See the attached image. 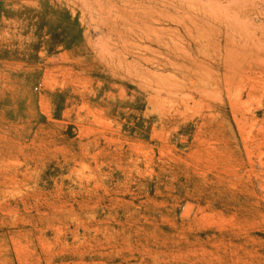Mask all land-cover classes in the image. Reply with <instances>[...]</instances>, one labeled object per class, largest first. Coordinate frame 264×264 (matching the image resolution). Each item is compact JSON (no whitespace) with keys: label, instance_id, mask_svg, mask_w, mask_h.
<instances>
[{"label":"rangeland","instance_id":"obj_1","mask_svg":"<svg viewBox=\"0 0 264 264\" xmlns=\"http://www.w3.org/2000/svg\"><path fill=\"white\" fill-rule=\"evenodd\" d=\"M263 95L264 0H0V264H264Z\"/></svg>","mask_w":264,"mask_h":264},{"label":"bare ground","instance_id":"obj_2","mask_svg":"<svg viewBox=\"0 0 264 264\" xmlns=\"http://www.w3.org/2000/svg\"><path fill=\"white\" fill-rule=\"evenodd\" d=\"M144 11V10H143ZM152 12V11H151ZM99 13V12H98ZM94 17V16H93ZM137 18H139V17H137ZM156 20V19H155ZM157 21H159L158 20V17H157V20H156V22ZM166 21V20H165ZM96 22V21H95ZM164 24V22L163 21H160L159 22V24L158 25H163ZM144 25L149 29V30H151L152 31V33L153 34H155L156 36H158V34H160L161 32H163V30H165L166 28L165 27H155V26H153V25H151V24H148L147 22H144ZM165 25V24H164ZM139 29H141V28H139ZM142 30V29H141ZM144 30V29H143ZM120 33V32H119ZM137 33V32H136ZM147 33V32H146ZM151 33V32H150ZM120 34H123V32L122 33H120ZM119 34V35H120ZM148 34V33H147ZM147 34H145L146 36H147ZM118 35V36H119ZM150 34H148V36H149ZM121 36V35H120ZM151 36V37H150ZM149 37H150V39L152 38V35H150ZM125 39V38H124ZM153 40V39H152ZM125 42V41H124Z\"/></svg>","mask_w":264,"mask_h":264},{"label":"built area","instance_id":"obj_3","mask_svg":"<svg viewBox=\"0 0 264 264\" xmlns=\"http://www.w3.org/2000/svg\"><path fill=\"white\" fill-rule=\"evenodd\" d=\"M258 120H259L258 126H262V125L264 126V95L261 100L260 107L258 109ZM256 166L260 172L264 170V166L260 162H258Z\"/></svg>","mask_w":264,"mask_h":264}]
</instances>
